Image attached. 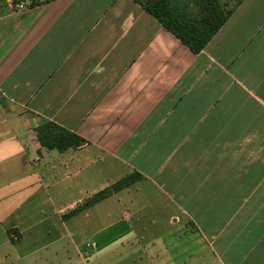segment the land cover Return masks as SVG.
Masks as SVG:
<instances>
[{
  "label": "crops",
  "instance_id": "0c3cea01",
  "mask_svg": "<svg viewBox=\"0 0 264 264\" xmlns=\"http://www.w3.org/2000/svg\"><path fill=\"white\" fill-rule=\"evenodd\" d=\"M45 123L84 144L46 151ZM21 204L38 213L2 230L20 263L39 224L82 262L95 256L84 240L115 229L131 264H264V0H245L200 54L133 0H6L0 221Z\"/></svg>",
  "mask_w": 264,
  "mask_h": 264
},
{
  "label": "trees",
  "instance_id": "16d2710c",
  "mask_svg": "<svg viewBox=\"0 0 264 264\" xmlns=\"http://www.w3.org/2000/svg\"><path fill=\"white\" fill-rule=\"evenodd\" d=\"M5 1L0 0V7L5 5ZM133 1L194 54H200L245 0H233L228 4H224L222 0ZM36 136L39 144L46 151L63 153L84 144L81 138L54 123H45L38 127ZM139 178V175L129 176L97 193L78 212L107 200L113 194L128 188Z\"/></svg>",
  "mask_w": 264,
  "mask_h": 264
},
{
  "label": "rangeland",
  "instance_id": "374dc122",
  "mask_svg": "<svg viewBox=\"0 0 264 264\" xmlns=\"http://www.w3.org/2000/svg\"><path fill=\"white\" fill-rule=\"evenodd\" d=\"M58 163L56 164V166ZM61 173L58 175L60 176ZM48 179L46 181H50ZM52 181V180H51ZM23 204L19 205V208H21V211L14 212L11 214V217L7 222L0 221V264H131V259H123L126 255H129L132 251V244L131 243H122L119 242L118 237L115 235V229L110 230L105 236L106 239H104V244L100 241L97 243L94 239L93 241H90L89 238L85 239V243H89V249L87 251V254H91V256H94V258H85L84 262H82L80 259H78L76 256V253L74 252V249L71 247V243L69 240H65L61 243H52L54 239L57 236V231L55 228H49L48 225H37L36 227H33L30 231V234H26V239L22 244H19L18 246H23L22 250L25 252L29 251L28 253H31L30 250H38L36 253L30 255L25 261L22 263L17 262L18 260L14 258L13 251L15 250L13 247V244L9 243L3 238L2 230H9V226L11 223H15L19 221L20 217H24L27 215V212L30 213V215L34 214L36 215L38 213L37 210L33 209V205L30 206H22ZM41 206V203L39 202L38 208ZM24 209V210H23ZM29 209L28 211H26ZM46 211H48L46 209ZM46 213V212H45ZM50 213V212H47ZM42 218H40V214L36 217V223L41 221ZM36 234H43V236L40 237L41 241H35ZM40 236V235H39ZM110 237V238H109ZM98 244V249L95 251V249L92 248V243ZM92 261V262H91Z\"/></svg>",
  "mask_w": 264,
  "mask_h": 264
}]
</instances>
